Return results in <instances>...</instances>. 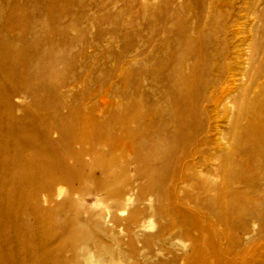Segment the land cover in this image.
I'll return each mask as SVG.
<instances>
[{"label":"rangeland","instance_id":"rangeland-1","mask_svg":"<svg viewBox=\"0 0 264 264\" xmlns=\"http://www.w3.org/2000/svg\"><path fill=\"white\" fill-rule=\"evenodd\" d=\"M263 76L264 0H0V264H264ZM178 114L205 153L162 203L133 156L72 141ZM48 179L77 199L35 211Z\"/></svg>","mask_w":264,"mask_h":264},{"label":"bare ground","instance_id":"bare-ground-1","mask_svg":"<svg viewBox=\"0 0 264 264\" xmlns=\"http://www.w3.org/2000/svg\"><path fill=\"white\" fill-rule=\"evenodd\" d=\"M253 40H254V38H253ZM232 42H233V40H232ZM249 49H250V52L253 54L260 53L258 45L257 46H253V44L249 45ZM251 53H250V55H251ZM215 55H217V54H215ZM203 63H204V61H203ZM251 63H252V61H251ZM201 65H203V64L201 63ZM214 66H215V68L218 67L217 65H214ZM218 69H220V68H216V70H218ZM213 72H214V70H213ZM222 72H223V70H222ZM256 72H258V70L251 69L249 74L245 73V75H244L245 80L253 81ZM263 77H261V78H263ZM262 80H264V79H262ZM254 88H256V87H254ZM223 93L224 94L226 93V90H224V88H223ZM224 96L226 97V95H224ZM230 96H232V95H228L227 97L230 98ZM243 98L244 97H242V99ZM232 104H233V108H235L234 102H232ZM241 109L242 108H240V110ZM242 113H243V111H241V114ZM230 114H231V112H230ZM241 116H243V115H241ZM129 120H131L132 122L130 123ZM129 120L126 122L121 121V123L118 127V130H117V133L115 134V137L112 141L111 140L97 141L98 139H96V136L97 137L100 136L99 132L96 134H89V133L85 134V133H83L79 137L74 136L72 141H77L79 144L83 145V142H85L87 140L91 142V140H92V141H94L93 145L95 147H98V148L108 147L109 149L120 150L122 153H124L125 159L130 155L133 156V158L136 160V163H137L136 169H137V174H138V183H139L138 187L140 188V190H143V188H146L147 190H149L155 194L154 200H151V199L147 200L149 203L150 202L151 203L154 202V204L162 203V201L164 202L165 199L169 198L170 192H174V190L176 188V183L178 181H181V183L184 185L190 184V180L193 178V174H191V171L193 170V168L195 166V165L191 164V162L193 160L197 159L200 155H204L205 152L202 150V148L204 147L205 144L202 142L203 141L202 139H198L192 135H189L190 132L188 133L189 128H187L186 120L182 117V115H179V114L177 115V118L174 121H172V123H173L172 125L161 124L160 125L161 128H158L159 126H157V125L155 128V126L152 124H150V127H149L147 124L144 123L143 119H141V117H139L138 115H134ZM203 122H205V121H203ZM158 129H160V130H158ZM169 130H174L175 132H179L180 136L175 139V143H174L175 146L173 147V149H167L166 152H162V151H160V148L166 147V142H164L163 140H160V139H150V138H151L152 134L159 133L160 131H169ZM257 132H262V130L259 131V129H257ZM144 141L147 142V145L145 146V148L143 147ZM227 147H228V150L226 152H227V155L229 157V155L234 151V145H232L230 143V140H229V143L227 144ZM156 158H160V160L161 159L164 160V161H162V163L160 164V167H159V169L162 170V173H160V174L146 173L143 170V164L145 162H148V163L152 162V164H155ZM201 158H199L198 160L200 161ZM211 159L213 160V158H211ZM228 161L222 162L224 168H227ZM231 161L232 160L230 159V162ZM230 166H231V164H230ZM195 168H196V166H195ZM232 185H233V183H230L229 185H226V186H227V188H230ZM52 192H53V195H51ZM64 193L65 192H64L63 188L60 187L59 185H57L53 179H48L44 182L43 185H41V187L38 190V193L33 198H31L30 202L33 204L32 207L35 211H40L39 213H42L41 211L47 210L49 212L52 209L51 205L54 204L53 196H56L59 199V197ZM77 197H78L77 194L68 193V192L65 193L64 199H63L64 201H62L60 204L55 203L54 207L56 209H54V210H59L61 205L71 204L75 199H77ZM129 201H130V199L127 198L126 202H129ZM149 206H150L151 210L153 211V214L155 216L159 217L160 219H164V217L167 216V214L164 211L158 212L153 207H151L152 204H149ZM96 209H98V208H96ZM123 212H125V211L124 210L121 211L122 215H125ZM132 220L133 221L135 220V216H132ZM148 226L151 227V223ZM78 248H81L82 254H83L86 262L92 260V255L88 254L87 252H84V245H80ZM96 262L99 263V261H96ZM96 262H94V263H96Z\"/></svg>","mask_w":264,"mask_h":264}]
</instances>
